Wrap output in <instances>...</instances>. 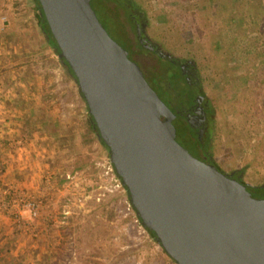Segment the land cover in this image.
I'll use <instances>...</instances> for the list:
<instances>
[{
    "label": "rangeland",
    "instance_id": "374dc122",
    "mask_svg": "<svg viewBox=\"0 0 264 264\" xmlns=\"http://www.w3.org/2000/svg\"><path fill=\"white\" fill-rule=\"evenodd\" d=\"M130 1L145 14L151 41L197 67L213 109L209 149L218 168L246 167L245 182L264 184V35L256 12L243 10L252 0ZM31 6L0 0V264H176L139 223L99 142L81 140L78 85L61 66L32 64ZM92 6L122 41L104 8ZM42 95L62 124L44 125ZM177 140L194 152L187 134ZM119 194L115 217L90 214L94 201ZM256 194L264 198V190Z\"/></svg>",
    "mask_w": 264,
    "mask_h": 264
},
{
    "label": "water",
    "instance_id": "95a60500",
    "mask_svg": "<svg viewBox=\"0 0 264 264\" xmlns=\"http://www.w3.org/2000/svg\"><path fill=\"white\" fill-rule=\"evenodd\" d=\"M38 2L141 225L166 254L176 264H264V198L178 142L185 122L100 21L92 3L112 21L107 3Z\"/></svg>",
    "mask_w": 264,
    "mask_h": 264
},
{
    "label": "flooded vegetation",
    "instance_id": "af4514ba",
    "mask_svg": "<svg viewBox=\"0 0 264 264\" xmlns=\"http://www.w3.org/2000/svg\"><path fill=\"white\" fill-rule=\"evenodd\" d=\"M104 1L120 34L119 43L128 51L130 60L141 67L162 101L185 122L192 155L212 163L205 145L210 144L213 132V109L194 62L179 58L151 41L146 34L144 13L130 0ZM121 20L124 27L119 25Z\"/></svg>",
    "mask_w": 264,
    "mask_h": 264
},
{
    "label": "trees",
    "instance_id": "16d2710c",
    "mask_svg": "<svg viewBox=\"0 0 264 264\" xmlns=\"http://www.w3.org/2000/svg\"><path fill=\"white\" fill-rule=\"evenodd\" d=\"M107 7H108V5H107ZM243 10L245 11L246 17H247V15L251 16V13L253 11L256 12V15H257L256 16V20H257L258 28L261 31V33L264 35V0L260 1V3L256 2L255 0H252L251 3L248 2L246 4L245 9H243ZM239 16H240V14H239ZM29 18L33 22L34 27L36 29V32L38 34L37 38L35 36H32V39H33L34 42H33L32 46H30V49H29V53L31 55H35V57L34 56L32 57V64H39V62H42L41 65L43 66V63L46 61L45 63H49V65L51 67L61 66L63 68L64 72H65V75L67 77L72 78L75 81V83L77 84V81H76L75 77L73 76L72 70L71 69L66 70L65 66L63 65L62 59L58 57V54H59L60 50H59V48L57 46V43H56V41H55V39H54V37H53V35L51 33L49 25H48L44 15H43V12H42V9L40 7V4H39L38 0H32V6H31V9H30ZM119 25L124 27L125 22L123 20H121ZM22 35L25 36L26 32L25 33H24V31H23V33L18 32V38L20 40L22 39ZM46 47L49 49L48 52H44L43 51V49L46 48ZM35 48H39V49L36 50ZM42 90H43V87H42ZM78 90H79V87H78ZM79 94L82 97V94H81L80 90H79ZM82 100L85 102L83 97H82ZM45 102H48V101L45 100V96L42 95L36 101L37 109H40V111H42V121L44 122V125L46 127H50L51 123L53 122L52 121L53 120L52 119L53 118V114L50 113V111H49L50 110V106L43 107V103H45ZM85 105H86V102H85ZM85 107H86V113L84 115V118L81 121V127L77 126V128H81V133L79 134V136H80V138H81V140L83 142L90 141L92 139L98 141L99 144H100V150H101L100 153H103L104 155H107L108 157H110L109 156L108 147L101 141V139L99 137V134H98L97 127L95 125V121H94L93 117L90 115V113L88 112L87 105ZM61 121L62 120L60 119V116L57 115L54 118L53 124H55V125L62 124ZM83 142H81V143H83ZM78 146H80V144L78 142H76L74 144V147H78ZM205 147H206L205 150H207L209 152V158L212 160L211 162L218 168V165L215 162V160H214V158H213V156H212V154L210 152V149H209L210 144H209V142L206 143ZM111 165H112V163H111ZM84 166H85V163H80L77 167L78 168H82ZM112 167H113V170H114V173H115L117 179L121 183L122 189L124 190L122 194L127 197L128 201L130 203L129 196H128V193L126 191V188L123 186L120 177L116 174L113 165H112ZM245 169H246V167H243V168H241L239 170H235V171L229 173L228 175H230L231 177L237 178L239 181L243 182L244 181L243 173H244ZM55 176L57 178V184L58 185H60L62 182L65 181V178H63L61 172H58V174H56ZM260 190L261 191L264 190V184L257 185V186H252L251 189H250L251 196L252 197H260V195L256 194V191L260 192ZM120 196H122V195L121 194L114 195L113 198H111V199L99 200V202H95L94 201L92 203V209L90 210V214L95 213V212L99 213L101 211L100 213L102 215H106L109 219H112L113 217L116 216L115 206H116L117 200H118V198H120ZM111 202H113V206H110ZM130 205H131V203H130ZM131 207L134 210L132 205H131ZM135 213H136V211H135ZM136 215H137L138 221L140 223L139 216H138L137 213H136ZM74 217L77 218V216L70 215L68 217V219L71 220ZM78 217L82 218V219H86L85 215H81V216L79 215ZM148 231L151 234L152 238L156 241L154 233L151 232L150 230H148Z\"/></svg>",
    "mask_w": 264,
    "mask_h": 264
},
{
    "label": "crops",
    "instance_id": "0c3cea01",
    "mask_svg": "<svg viewBox=\"0 0 264 264\" xmlns=\"http://www.w3.org/2000/svg\"><path fill=\"white\" fill-rule=\"evenodd\" d=\"M9 122H10V120H9Z\"/></svg>",
    "mask_w": 264,
    "mask_h": 264
}]
</instances>
